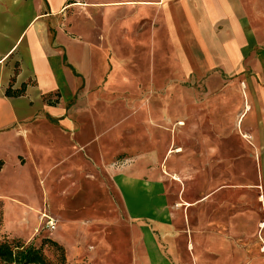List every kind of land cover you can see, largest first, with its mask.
<instances>
[{
    "label": "crops",
    "instance_id": "0c3cea01",
    "mask_svg": "<svg viewBox=\"0 0 264 264\" xmlns=\"http://www.w3.org/2000/svg\"><path fill=\"white\" fill-rule=\"evenodd\" d=\"M97 1L86 6L101 12L102 48H150L139 79L164 76L158 55L165 48L171 79H203L172 86L174 116L193 127L176 150L180 212H173L166 179L139 161L144 157L111 169L124 220L118 200L100 196L96 181L86 178L100 150L84 154L90 146L82 133L71 136L65 103L81 85L98 80L103 64L94 50L96 30L86 22L72 27L80 36L73 40L56 26L59 14L78 4L68 0H0V199L34 200L38 172L19 175L22 161L29 169L55 166L51 183L66 184L63 199L53 195L52 203L63 201L67 234L52 215L55 227L48 229L70 264H264L256 238L264 222V0ZM16 68L13 88L27 86L8 97ZM52 93L62 102L51 101ZM113 119L109 112L105 122H96L95 134L110 131Z\"/></svg>",
    "mask_w": 264,
    "mask_h": 264
},
{
    "label": "rangeland",
    "instance_id": "374dc122",
    "mask_svg": "<svg viewBox=\"0 0 264 264\" xmlns=\"http://www.w3.org/2000/svg\"><path fill=\"white\" fill-rule=\"evenodd\" d=\"M68 2H77L78 4L59 14L60 19L56 26H59L60 31L73 40L79 39L80 36L71 32L72 27L73 29L75 27L84 28L86 22L89 27H92L91 30H96L97 33L93 37L94 50L95 54L98 53V60L103 64V70L98 80L90 87L81 85L72 96L67 98L68 101L65 103V114L70 116L74 124L70 128L72 129L71 136L82 133L84 146H90V150H86L84 154L93 156L94 149L100 150L95 153L94 161L89 162L94 169L88 168L86 178H92L96 181V190L100 196L105 193L109 199L112 195L115 201L118 200L120 216L124 220L125 214L121 209L122 199L115 194L114 187L112 191L111 169L120 170L130 166L131 163L134 165L141 161L143 165H147L150 170L156 172L158 178L166 179L173 212L174 214L179 213L178 202L181 190L179 189L178 192L176 155L180 152H176V150L178 148L183 149L182 144H180L181 138L186 136L193 127L189 126L186 120L174 116L173 97L175 95L172 92V86L189 87L196 83L200 85L203 79L193 77L189 82L182 79H171L169 77L171 63L168 48H165V51L158 55V58L162 56L159 64L161 74L164 73V76L156 79H139L138 77L145 74L144 70L139 67L145 66L143 62L150 59L151 56L147 55L150 48L142 47V50H139L140 48L111 46L102 48L101 12L86 6L89 2L98 1L68 0ZM111 17L115 22L114 13ZM50 29H53L51 24ZM115 45L117 44L115 43ZM130 61L132 62L127 64ZM126 64L131 68V71L126 68ZM137 67L138 70H136ZM125 73L130 76L128 80L124 78ZM197 89L200 90L199 87ZM49 96L51 101L62 102L60 96L55 93ZM109 112L114 114L113 127L110 128V131L100 128L95 134L94 124L105 122ZM180 121H183V124H179ZM71 139L74 143V138ZM91 145L94 147L92 148ZM233 145L236 146L235 143ZM188 147L189 145H186L183 152L187 154L186 162L191 164L192 159L188 155ZM141 157L144 158L139 160ZM198 159L199 162L205 161L203 156H198ZM86 160L88 161L87 157ZM23 162H21V169L17 171L19 175L20 173L27 175L38 172L32 180L34 200L27 201L17 197L0 199V241L13 242L18 240L25 246L41 247L46 260L52 264H60L61 260H63L62 264H70L66 260L64 246L56 240L55 230H49L44 224V217L52 215L58 220L56 228L60 229L62 236L65 237L67 234L62 218L66 214V212L63 214L64 204L63 201L61 204L59 203V200L64 197L62 194L66 183L62 180L51 183L53 180H51V175L48 176V172H55L51 169L55 166L49 168L47 164H41L37 167L32 165L29 169ZM163 170L166 172L163 173ZM213 173L215 177H219L216 174L221 172L215 170ZM51 184L52 186L49 187ZM185 191L188 196H192L189 194L190 188L188 186L185 187ZM53 195L60 198L56 201V205L52 203ZM196 195L198 196V194ZM16 212L19 213L17 221H15ZM259 225L262 227L264 222ZM261 227H259L256 238L262 244L260 249L264 251V239L260 235ZM97 230L95 229L93 232L97 233ZM49 240L56 242L62 250L60 251L56 245L48 243ZM0 264L7 263L0 262ZM80 264L85 263L81 260Z\"/></svg>",
    "mask_w": 264,
    "mask_h": 264
},
{
    "label": "trees",
    "instance_id": "16d2710c",
    "mask_svg": "<svg viewBox=\"0 0 264 264\" xmlns=\"http://www.w3.org/2000/svg\"><path fill=\"white\" fill-rule=\"evenodd\" d=\"M17 72L18 68L15 69L14 75L8 83L9 86L5 90V95L8 97L22 95L27 86L26 83H22L19 88H13V82ZM47 242L56 245L60 251L62 250L61 246L56 244V242L52 240ZM0 262L7 264H52L50 261L46 260L41 247H35L34 245L25 246L18 240L13 242L0 241ZM62 262L63 260H61L60 264H62Z\"/></svg>",
    "mask_w": 264,
    "mask_h": 264
},
{
    "label": "built area",
    "instance_id": "2783aa9c",
    "mask_svg": "<svg viewBox=\"0 0 264 264\" xmlns=\"http://www.w3.org/2000/svg\"><path fill=\"white\" fill-rule=\"evenodd\" d=\"M55 222L56 221L54 219H52L49 215L44 217V224H45L46 228L54 229Z\"/></svg>",
    "mask_w": 264,
    "mask_h": 264
},
{
    "label": "bare ground",
    "instance_id": "6f19581e",
    "mask_svg": "<svg viewBox=\"0 0 264 264\" xmlns=\"http://www.w3.org/2000/svg\"><path fill=\"white\" fill-rule=\"evenodd\" d=\"M179 124H182V122H179ZM177 150H179V149H177Z\"/></svg>",
    "mask_w": 264,
    "mask_h": 264
}]
</instances>
